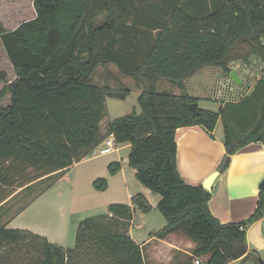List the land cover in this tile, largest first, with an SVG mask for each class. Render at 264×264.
I'll return each instance as SVG.
<instances>
[{
  "label": "trees",
  "instance_id": "16d2710c",
  "mask_svg": "<svg viewBox=\"0 0 264 264\" xmlns=\"http://www.w3.org/2000/svg\"><path fill=\"white\" fill-rule=\"evenodd\" d=\"M185 2L34 0L33 20L13 31L0 22V40L16 74L0 93L11 94L10 105L0 109V185L31 191L32 183L62 176L112 136L116 144L130 146L129 166L137 180L161 197L157 210L166 226L155 238L183 233L195 244L191 258L207 257L205 264L247 261L255 253L248 254L246 234L263 217L264 191L246 221L222 224L210 211L212 194L187 184L178 171L176 131L202 126L211 133L221 120L227 154L218 167L220 174L229 168L232 155L264 138V80L241 103L217 112L200 109L199 116L190 110L198 98L185 85L204 67H218L230 76L231 62L241 58L236 54L241 45L264 58V0H213L215 6L207 14L203 12L210 1L196 0L188 8ZM110 65L145 87L138 98L140 112L134 110L103 129L106 100H125L131 94L127 87L112 89L95 82L98 68ZM158 79L177 86L180 95L151 87ZM231 107H238L236 116L257 110L259 118L243 130L236 117L231 118ZM109 168L115 174L121 165L115 162ZM29 169L33 177L25 175ZM94 187L104 191L108 183L97 180ZM131 201L143 213L153 209L141 193ZM133 218L131 205H110L106 215L79 224L72 249L2 226L0 261L146 264L130 235ZM14 255L16 261H11Z\"/></svg>",
  "mask_w": 264,
  "mask_h": 264
},
{
  "label": "crops",
  "instance_id": "0c3cea01",
  "mask_svg": "<svg viewBox=\"0 0 264 264\" xmlns=\"http://www.w3.org/2000/svg\"><path fill=\"white\" fill-rule=\"evenodd\" d=\"M33 2L34 0L27 1L26 9L19 8L17 16L6 18L0 15V22L3 27L8 31H13L21 23L33 20L36 17ZM4 52L6 53L5 49ZM233 65H236V63H231L229 67L237 72L242 81L241 84L233 85V80L229 76L223 79L224 87L216 86L210 91L208 96L204 92V87L197 86V82H204L199 75L201 71L187 80L188 82L189 80L196 81V87L191 88L187 85V90L191 96L198 98L199 109H202L200 108L201 103L211 101L218 104L217 110L209 108H204L203 110L217 112L228 104L237 105L253 93L259 80H264V77H259L248 86L243 73L237 67L234 68ZM10 102L8 105H10ZM237 108L231 107V118L234 119L236 117L237 124L243 130L250 129L259 118L258 111L246 109L239 116H236ZM224 138V128L221 120H219L215 130L211 133L202 126L180 128L176 131L178 171L187 184L202 186L213 173L217 172L221 161L227 154ZM123 148H130V146L120 145V148L116 147L115 150L118 151ZM88 159L89 156L79 163L86 162ZM119 163L121 165L119 172L124 176L126 188L128 189L130 184L133 187H137L151 204L152 210L157 209L161 197L153 194L141 183L142 187H138L137 183L133 182V177L136 178V170L129 166L128 159L126 162L119 161ZM126 168L131 169L128 171ZM263 181L264 138L248 144L232 155L227 171L224 174L219 173L213 183L212 197L209 203L212 215L222 224H237L246 221L258 207L260 194L264 191L260 188ZM21 192H24L23 189L18 190V194H21ZM50 192L51 189L46 190L28 206L16 209V206L13 207L14 203L9 204L4 212L0 214V227L30 231L47 239L51 244L58 245L64 249H72L71 247L74 245L73 232L77 231L79 224L83 221L82 218L75 219V215H77V212L78 214L83 213V209L79 206L75 210L70 199L62 198V193L57 194L61 196L58 198V196H51ZM16 194L15 192L13 196H16ZM133 196V194H130V199ZM12 198L8 196L0 204V208L8 204ZM18 200L20 201V197ZM131 206L134 209V218L130 235L135 243L141 247L146 264H194L195 258L191 257L195 244L189 238L179 235V233L170 234L165 239H158L153 236L155 232H149L147 240L139 243L133 233L136 225V207ZM92 209H88V211ZM10 212L12 214L8 215ZM141 227L140 225L137 229H141ZM246 242L248 254L255 253L254 258H251V260L261 258L260 253L264 251V214L260 220L248 228ZM242 263L243 260L240 259L228 264Z\"/></svg>",
  "mask_w": 264,
  "mask_h": 264
},
{
  "label": "rangeland",
  "instance_id": "374dc122",
  "mask_svg": "<svg viewBox=\"0 0 264 264\" xmlns=\"http://www.w3.org/2000/svg\"><path fill=\"white\" fill-rule=\"evenodd\" d=\"M27 1L29 0H0V15L5 16L6 18L17 16L19 8L22 7L23 9H26ZM195 1L196 0H186L184 5L186 8L191 7ZM207 1H210V3L208 4V9L204 10V14L211 12L215 6L213 0ZM262 43L264 44V37L262 38ZM236 54L241 58L233 61L236 63V65H233V67H237L238 70L243 73L245 79L247 80L248 86H250L257 78L264 77L263 57L251 53L250 47L247 45H241L237 49ZM230 69L233 70V68ZM198 72H200L199 75L203 78L204 82H197V86L204 87V92L207 96L216 86H220V88L224 87L223 79L229 77L228 75L224 74L220 68L214 66L204 67ZM198 72L196 74H198ZM1 75L4 77V79L0 80V93L10 84V82L12 83L16 78L14 68L7 58V55L3 49V45L0 41V76ZM94 80L97 84L112 89H123V87L131 89V94L125 100L111 98L106 100V115L102 121L103 129H105L109 122L129 115L134 110H136L138 113L140 112L138 98L145 87L144 85L137 83L130 77L122 76L114 65H110L108 67H99L95 73ZM187 80L185 81L186 87L187 85H189L191 88L196 87L195 80H189V82ZM232 82L231 83L233 85H237V83L234 81ZM150 85L159 92H170L175 95H180L181 93L177 86L173 85L167 80L158 79L156 82H152ZM10 97V93L3 97L0 96V109L8 106ZM200 108L217 110L218 104L213 101L204 102L201 103ZM104 147L105 144L103 143V145L96 148L89 155V159L86 162L81 164L79 163L75 167H72L62 176H53L43 180L42 182L37 181L32 183L33 186L31 191H24L21 192V194H18L19 188L17 186L14 188H5L0 185V204L6 200L8 196L13 197L8 204H5V206L0 208V214L4 212L9 204L11 205L12 203H14L13 207L16 206V209L28 205L45 188H48L47 190L51 189V196H58V198H60L61 196L57 194L62 193V198L66 200L70 199V202L75 210H77L80 206L83 209V213L78 214L77 212L75 219L82 218L83 221L88 218H94L107 214L109 206L112 204L132 205L129 195L133 194L135 196L136 194H139V189H137V187H133L132 184H130L127 189L124 184L123 174H121L119 171L115 174H112L109 168L111 164L117 162L118 160L120 162H126L130 153V148H123L118 151L115 150L110 154L101 155L100 151ZM117 148H120V145H117ZM126 169L130 171L129 169L131 168ZM25 175L33 177L35 172L32 169H29ZM97 180H106L108 183L107 189L104 191L96 190L94 187V182ZM133 182L137 183L138 187H142L140 182H138L135 177H133ZM15 192L17 194L16 196H13ZM19 197L20 201L18 200ZM88 209L92 210L88 211ZM11 212L8 213V215L13 213ZM135 218L136 225L133 233L139 243L147 240L149 237V232L160 231L166 226V220L164 216L157 209L152 210L148 214L136 209ZM140 225L142 226L141 229H137V227ZM76 233L77 231L75 230L72 235L74 237V245L71 248L75 247ZM179 235L186 237L183 233H179ZM260 255L264 260V251H262ZM15 258L16 255L12 256L10 260L16 261ZM252 258H254V256ZM201 259L203 264H205L207 257H201ZM0 264H4L3 261H0ZM242 264L259 263L256 259L253 261L250 259L243 261Z\"/></svg>",
  "mask_w": 264,
  "mask_h": 264
},
{
  "label": "water",
  "instance_id": "95a60500",
  "mask_svg": "<svg viewBox=\"0 0 264 264\" xmlns=\"http://www.w3.org/2000/svg\"><path fill=\"white\" fill-rule=\"evenodd\" d=\"M230 78L238 84H241V79L238 76L237 72L235 70H232L231 74H230ZM190 110L191 112L195 115V116H199L200 115V109L197 103H194L192 105H190ZM219 176V172H215L213 173L202 185V187L204 188V190H206L207 192H212V187H213V183L215 181V179ZM261 190H264V181L261 184ZM259 264H264V260L262 258H258L257 259Z\"/></svg>",
  "mask_w": 264,
  "mask_h": 264
},
{
  "label": "built area",
  "instance_id": "2783aa9c",
  "mask_svg": "<svg viewBox=\"0 0 264 264\" xmlns=\"http://www.w3.org/2000/svg\"><path fill=\"white\" fill-rule=\"evenodd\" d=\"M104 144H105V147L102 148L100 151L101 155L110 154L113 151H115V149L117 147V144H116V142L112 136L109 137L108 139H106ZM194 264H203V261L201 258H195Z\"/></svg>",
  "mask_w": 264,
  "mask_h": 264
}]
</instances>
